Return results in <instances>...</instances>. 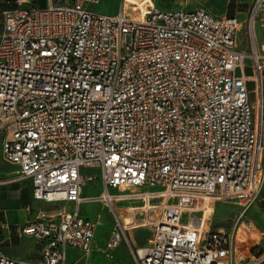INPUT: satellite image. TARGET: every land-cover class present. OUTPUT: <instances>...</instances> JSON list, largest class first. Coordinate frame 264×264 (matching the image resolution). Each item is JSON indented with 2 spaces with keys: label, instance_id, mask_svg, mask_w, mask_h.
Wrapping results in <instances>:
<instances>
[{
  "label": "built area",
  "instance_id": "1",
  "mask_svg": "<svg viewBox=\"0 0 264 264\" xmlns=\"http://www.w3.org/2000/svg\"><path fill=\"white\" fill-rule=\"evenodd\" d=\"M15 1L0 30L1 160L17 167L6 182L31 183L23 233L42 249L34 262L0 248V264H68L70 247L89 256L103 214L82 215L86 202L111 214L107 258L125 242L134 264H262L264 253L238 260L209 224L217 202L250 208L264 178L249 88L264 45L242 49V21L158 0H121L112 13L95 10L102 0ZM251 9L254 43L264 0ZM138 228L149 230L143 246L129 238Z\"/></svg>",
  "mask_w": 264,
  "mask_h": 264
},
{
  "label": "rangeland",
  "instance_id": "2",
  "mask_svg": "<svg viewBox=\"0 0 264 264\" xmlns=\"http://www.w3.org/2000/svg\"><path fill=\"white\" fill-rule=\"evenodd\" d=\"M163 7H168V3L170 2V7L173 9H177L181 6H194L201 5L208 8L211 12L215 14H231L235 15L242 21V32L241 38L243 39V44L247 47L249 52H252V46L258 49V52L261 54V39L259 37L258 30L261 29L260 33L263 42H264V26L261 23L260 18H257L256 25L254 29V43L251 40L250 34V19L252 16V9L249 10H241L239 7H235L230 3V0H162ZM121 0H102L99 5L95 7V10L100 13H112L116 12L120 7ZM165 10V9H162ZM2 17L0 15V30H1ZM247 72L251 73V63L247 61ZM264 76V71L262 73ZM261 82L258 81V84L255 85L254 81L249 83V88L251 90L250 101L254 105L255 108V119L256 123L260 127V87ZM255 88V89H254ZM254 89V90H253ZM16 166H9L2 162L1 160V142H0V170L3 172H13L16 170ZM86 171H88L86 169ZM97 173L96 171H93ZM4 175H1L3 177ZM26 183V182H24ZM7 186V185H4ZM161 189L160 187H145L144 191H155ZM98 192V180L88 181L86 187L87 195H94ZM226 207L225 212L221 213L217 210L214 219L218 221V224L214 228H221L223 232H226L230 235L233 246L236 247V256L237 259L243 258V261H246V258L253 259L254 256L261 254L264 252V243L262 242V231L260 230L259 222L253 223L250 218L245 223H242L244 219H247L245 215L248 216V212L245 215L241 213L244 211L235 206H231L228 204H224ZM1 206H5L0 204ZM25 207H19L18 209H6L5 212L3 210L0 212V239L2 240V247L6 253L11 256L18 257L16 254L19 251V248L22 247V237L20 236V231L23 226L22 218L31 219V213ZM101 212L103 214V224L99 226L97 231V240L95 245L97 248L99 247V251L96 249L93 251L91 256L81 257L78 262L75 264H132L131 253L128 245L126 247H122L119 250L120 256H116L115 259H109L105 257L102 253L101 248L103 247V241L108 237L109 233V224L112 221L110 212L105 209L101 204L95 202H86L81 205V213L84 216L89 215L90 217H94L95 214ZM249 217V216H248ZM147 234L144 231H139L133 235V241L135 244H142L146 239ZM4 238V239H3ZM0 240V241H1ZM239 251V252H238ZM80 257V254H79ZM241 261V260H240ZM264 264V260L262 262Z\"/></svg>",
  "mask_w": 264,
  "mask_h": 264
},
{
  "label": "crops",
  "instance_id": "3",
  "mask_svg": "<svg viewBox=\"0 0 264 264\" xmlns=\"http://www.w3.org/2000/svg\"><path fill=\"white\" fill-rule=\"evenodd\" d=\"M182 2V0H179ZM201 1H205V0H201ZM21 2L23 3V5H29V4H36L40 7H45L47 6L48 1L47 0H21ZM159 5L162 6L163 1L162 0H158ZM254 0H230V3L233 4L235 7H239L241 10H249L253 4ZM171 3H168V7L166 8H171L170 7ZM18 6V4L16 3L15 0H4L3 3H0V15L2 17V12L6 9H14ZM196 6H201V5H194V6H181V8H193ZM163 7V6H162ZM165 8V7H164ZM208 9V8H207ZM209 10V9H208ZM213 13V12H212ZM215 14V13H214ZM216 15H224V14H216ZM231 15V14H228ZM1 27H2V23H1ZM241 32L239 33V38H240V42H241V47L242 49L246 50L248 53H251L248 51L247 47L243 44V39L241 38ZM262 30L259 29L258 33H259V37L261 39V52H262V45H264L263 42V38L261 36ZM258 50V49H257ZM247 61H250L251 63V69L252 72L248 73L247 72V68H246V73L250 76L253 75V68H252V61L250 59H248ZM247 61H246V67H247ZM260 82H261V88H260V100L262 103V119H261V125H260V130H261V145H262V153H263V167H264V76L261 74L260 76ZM255 89V88H254ZM253 89V90H254ZM252 90V89H250ZM251 95V94H250ZM12 167V166H11ZM14 172V171H13ZM13 172H3L0 170V181L2 183H0V204H3L5 206H1L0 208V212L3 210V212H5L6 209L10 208V209H18L19 207H25L27 210H29V207L32 204V187H31V183L29 180H18V181H13V182H6L8 180V178L10 177V175ZM1 175H4L3 177H1ZM26 182V183H24ZM7 185V186H4ZM135 204V203H139V201H128L125 204ZM224 204H228L231 206H235V207H239L241 208L243 211V207L240 204L237 203H232V202H217L215 204V212L213 214V216L211 217V221H210V229H212V227H216L218 224H220L218 221H216V219H214V216L217 212V210H219L221 213L225 212V205ZM246 212H248V216L245 215ZM29 213V211H28ZM242 215H245L247 219H244L242 223H245L248 218H250L249 220H251L253 223L255 222H259L260 224V230L262 231V242L264 243V178L262 181V185L260 188V192H259V196L257 198V200L254 202V204L248 208L247 210L244 211V213H241ZM32 217V216H31ZM28 217L26 218H22L21 220L23 221V226L22 229L20 231V236L22 237V247L19 248V251L16 253L18 255V257H14L9 255L8 253H6L2 247V240L0 241V248L9 256L14 257V258H18V259H25V260H30V261H34V262H38L41 258V249H42V243L35 237V236H31L28 234L23 233V227L30 221V219H28ZM2 220V219H0ZM111 227H112V221L109 224V233H108V237L103 241V247L101 248L102 253L103 249L105 248V244L109 238V234L111 231ZM99 229V228H98ZM212 230H221V228H214ZM98 231V230H97ZM139 231H144L147 236L145 241L138 245L135 244L133 241V235L135 233H138ZM149 237V230L146 228H138L135 230H132L129 232V238L132 241V243L135 246H143L147 243V239ZM4 239V238H3ZM97 240V234L93 243V250L90 253L89 256L92 255L94 250H98L99 247L97 248V246L95 245V242ZM127 244L125 242H122L115 250H114V258H109V259H115L116 256H120L121 254H119V250L122 247H126ZM235 247V246H234ZM264 249V248H263ZM99 251V250H98ZM100 252V251H99ZM235 252L236 251V247H235ZM239 252V251H238ZM131 253V252H129ZM264 253V252H263ZM80 254V257H79ZM105 255V254H104ZM81 257H88L86 256L83 251L77 247H70L69 251H68V264H75L76 262H78L80 260ZM106 257V256H105ZM132 257V255H131ZM239 260V259H238ZM241 261H243V258L240 259ZM251 260V258H246V261ZM131 263L134 264V261L131 260Z\"/></svg>",
  "mask_w": 264,
  "mask_h": 264
},
{
  "label": "water",
  "instance_id": "4",
  "mask_svg": "<svg viewBox=\"0 0 264 264\" xmlns=\"http://www.w3.org/2000/svg\"><path fill=\"white\" fill-rule=\"evenodd\" d=\"M260 109H261V116H260V125H261V119H262V103H261V100H260Z\"/></svg>",
  "mask_w": 264,
  "mask_h": 264
}]
</instances>
